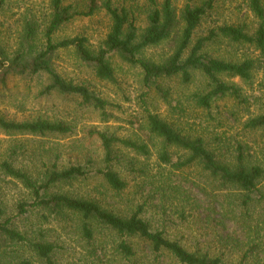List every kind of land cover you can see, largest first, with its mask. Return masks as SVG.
<instances>
[{"label": "rangeland", "instance_id": "obj_1", "mask_svg": "<svg viewBox=\"0 0 264 264\" xmlns=\"http://www.w3.org/2000/svg\"><path fill=\"white\" fill-rule=\"evenodd\" d=\"M172 1L179 13L188 3V0ZM204 1L192 0L191 5L197 6ZM212 1L214 7L197 30L194 42L219 26L246 25L250 32L258 26V21L247 7V0ZM163 2L157 0L159 6ZM124 5L132 7L142 33L147 27L150 2L120 0L118 6ZM51 13L50 0H6L0 12V32L2 45L8 53L17 50L26 19H35L41 34ZM110 27V19L104 13L92 18H77L63 26L55 39L60 42L85 37L88 48L97 53L103 47ZM42 44L40 42V47ZM205 52L216 58L239 60L246 54L252 55L253 50L219 39L209 43ZM168 53L170 51L166 46L161 45L146 50L142 57L159 62ZM108 61L115 72V82L97 78L72 48L59 50L54 59V68L65 80L86 85L108 103L104 114L84 105L77 96L55 92L44 95L42 92L49 84L47 76L35 80L12 79L7 88H0L1 117L17 122L37 119L62 121L73 129L72 134L50 137L0 132V162L11 161L37 179L45 173L46 165L51 167L55 162L61 168L85 166L92 162L94 173L106 165L101 143L96 136H90V131L109 132L119 139L137 143L146 142L151 152L149 157L122 146L116 147L115 154L119 159L112 166L127 184L123 192L110 190L102 177L95 173L90 174L88 180L58 186L52 191L96 200L121 216H128L142 206V217L152 224L153 230L165 231L170 240L178 241L191 253L221 257L226 264H239L249 246L255 244L254 257L245 262L264 264L263 237L261 239L255 233L258 227H264V184L262 201H258L252 209L248 220L233 213L238 204L235 190L221 192L215 182L202 175L198 168L176 172L172 178L174 186L179 180L187 179L189 185L184 186V191L192 198L191 205L194 204L189 205L183 217L180 210L182 196L162 192V182L159 183L158 177L160 142L150 140L146 129L147 111H150L174 124L184 134L204 138L212 150L240 143L246 147V154L254 162L264 165V129L252 132L244 126L246 120L264 114L263 76L257 74L251 84L239 78L223 77L226 83L239 87L246 103L240 105L233 98L226 97L215 101L211 109L206 110L199 108L193 100L195 94L208 92L209 81L202 73L195 72L190 84H184L179 77L158 82L159 88L167 94L165 99L155 86H145L140 68L125 63L116 54H110ZM217 153L222 161L230 158L226 151ZM168 171L171 172L167 170L166 174ZM32 201L29 191L0 173V212H3L0 222L8 223L31 240L54 245L55 264H179L167 252L156 255L150 245L135 238L129 241L135 247L136 256L129 261L123 259L116 250L118 237L97 228L94 239L88 241L82 234L81 220L69 213L53 216L46 211L28 208L27 214L20 215L17 210L20 204ZM0 257L2 264H45L30 248L1 239Z\"/></svg>", "mask_w": 264, "mask_h": 264}, {"label": "trees", "instance_id": "obj_2", "mask_svg": "<svg viewBox=\"0 0 264 264\" xmlns=\"http://www.w3.org/2000/svg\"><path fill=\"white\" fill-rule=\"evenodd\" d=\"M119 1L50 0L52 13L43 33L40 34L35 19H26L17 50L11 54L2 45L0 32V88H7L12 79L35 80L47 76L49 84L42 92L44 95L55 92L65 96H77L84 105H89L104 114L108 106L104 99L95 95L84 84H74L65 80L54 68V59L59 50L70 48L75 50L86 67L94 71L97 78L108 82H115V72L108 58L110 54L118 55L125 63L140 68L145 86L148 88L155 86L165 99L167 94L159 88L158 82L179 77L184 84H190L194 73L200 72L208 79L209 88L206 94H195L193 100L199 108L206 110H210L215 101L226 97L233 98L240 105L246 103L239 87L226 83L223 77L239 78L251 84L260 73L264 82V0H247L248 9L258 21V26L253 32H250L246 25H223L210 30L207 36L195 42L197 30L214 7L212 0H206L197 6H192V0H188L180 13L172 0H164L161 6L157 0H148L151 11L147 17V27L142 33L137 26L132 7L118 6ZM5 4L6 0H0V12ZM100 13L109 17L111 27L103 47L97 53L88 48V40L85 37L56 41V34L66 24L77 18H92ZM219 39L244 46L253 50V53L246 54L243 59L225 60L205 52L209 43ZM40 42H43L42 47ZM161 45L170 51L161 61L154 62L142 57L146 50ZM246 121L244 125L246 130L253 132L264 129V114ZM146 122L150 140L160 142L158 177L159 183L162 182V192H172L183 197L180 202L183 217L189 205L190 207L194 205H191L192 198L184 191V186L189 185V182L187 179H181L174 186L172 178L176 172L198 168L202 175L205 174L215 182L221 192L235 190L238 194L236 199L238 204L233 213L250 220L252 209L256 207L258 201H262L260 199L263 195L264 165L254 162L253 158L246 154V147L240 143L237 146L230 143L224 149L214 147L212 150L204 138L184 134L174 124L150 111H147ZM71 128L62 121L37 119L17 122L0 116V132L7 135L50 137L72 134ZM90 136H96L100 141L106 165L104 169L94 173L102 177L110 190L116 193L123 192L127 184L112 166L114 161L119 159L115 154L116 147L122 146L149 157L151 155L149 145L146 142L119 139L109 132L96 130L90 131ZM221 151H226V154L230 155L229 160L222 161L218 158L217 152ZM92 165V162H88L85 166L61 168L58 162H55L51 167L46 165L45 173L37 179L16 167L11 161L4 160L0 162V173L17 181L33 198L30 203L20 204L17 209L20 215L27 214L28 208L46 211L53 216L72 214L81 220V230L86 240L94 239L97 228H103L118 237L116 250L123 259L129 261L136 256L135 247L129 241L135 238L150 245L156 255L167 252L179 264H226L221 257L191 253L178 241L170 240L165 231L153 230L152 224L142 217L144 210L142 206L128 216H121L101 206L96 200L52 191L58 186L88 180L90 174H94L91 170ZM167 170L171 172L168 171L166 174ZM2 215L1 211L0 216ZM255 233L264 239V227H258ZM0 239L6 243L26 246L45 261V264H55L54 245L31 240L12 229L8 223L0 222ZM255 250L256 245L251 244L239 264H246L248 258L254 257Z\"/></svg>", "mask_w": 264, "mask_h": 264}]
</instances>
